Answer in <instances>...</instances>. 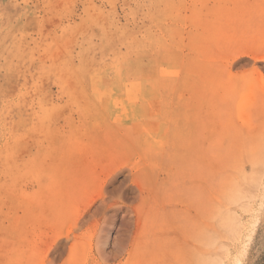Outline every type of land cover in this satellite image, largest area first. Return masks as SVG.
I'll return each instance as SVG.
<instances>
[{"label": "rangeland", "instance_id": "374dc122", "mask_svg": "<svg viewBox=\"0 0 264 264\" xmlns=\"http://www.w3.org/2000/svg\"><path fill=\"white\" fill-rule=\"evenodd\" d=\"M0 264H264V0H0Z\"/></svg>", "mask_w": 264, "mask_h": 264}]
</instances>
